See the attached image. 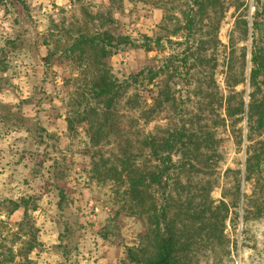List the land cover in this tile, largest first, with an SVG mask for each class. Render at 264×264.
<instances>
[{
	"label": "rangeland",
	"instance_id": "rangeland-1",
	"mask_svg": "<svg viewBox=\"0 0 264 264\" xmlns=\"http://www.w3.org/2000/svg\"><path fill=\"white\" fill-rule=\"evenodd\" d=\"M257 7L264 0L0 4L2 264H135L128 250L154 253L162 210L181 264H264V170H246L264 131L245 142L246 113L232 112L241 102L246 111L252 93ZM102 31L136 45L106 60L128 81L106 121L89 91L96 65L74 45ZM147 69L158 72L152 82ZM151 136L174 144L155 155L142 144ZM164 168V188L148 179L132 187L137 175Z\"/></svg>",
	"mask_w": 264,
	"mask_h": 264
},
{
	"label": "trees",
	"instance_id": "trees-1",
	"mask_svg": "<svg viewBox=\"0 0 264 264\" xmlns=\"http://www.w3.org/2000/svg\"><path fill=\"white\" fill-rule=\"evenodd\" d=\"M5 0H0L2 4ZM23 3V0H16ZM209 1V0H208ZM199 10L203 11L205 9V4L199 3ZM264 16V7H257L255 11V16L251 21V35L253 38L254 34H259L261 42L256 43L253 41L252 48L250 51V70L248 74V85L252 89L250 94V101L246 105V111H244V103L241 102L237 107H235L232 112L237 114H245L246 117V128L248 134L245 136V142H251V133L255 131H264V23L258 21L259 17ZM190 25L192 21L189 20ZM241 25L247 34V22L241 21ZM146 38V37H145ZM146 41H150L146 38ZM145 42L142 47L146 51H151V44ZM156 45H159V40L155 41ZM75 46L83 47L86 46L88 49L87 54L91 55L93 60L91 61L93 65H96L95 72L92 75L89 91L92 95V99L97 100V102L103 106V121H106L111 108L115 105L118 99L122 96V93L126 90L128 81L119 82L111 73L110 67L107 65L106 60L113 54L114 51L118 50L121 46L135 45L132 43L128 36L124 35H112L108 31H102L95 35H81L76 39ZM136 46V45H135ZM88 64V62H87ZM145 74V70L141 69L136 74L130 75V79L136 82L140 76ZM148 75L149 81L152 82L158 76V72L152 69H147L146 76ZM258 95V97H257ZM234 114V113H232ZM230 113V116H232ZM94 117L99 119L97 113H94ZM242 118V117H241ZM103 126V125H102ZM99 133V128L96 127ZM173 137V136H171ZM172 138L164 141H158L155 137H149L145 139L142 144L149 148L155 155L158 152L169 150L172 148L173 144ZM257 149L253 150L252 156L246 159V170L248 171L247 177L251 172L258 170L260 166L264 170V141L257 142ZM252 146V145H251ZM251 148V147H250ZM252 158L254 160L252 161ZM167 175V170L164 168L159 173L149 172L147 175L140 174L137 175L136 180H131V185L134 189L139 187L144 188V179H148L149 184L155 185L156 187H163V177ZM13 205L14 210H17L20 205L14 201H10ZM264 212V197L262 198V205L257 209L258 215H262ZM153 230H152V241L154 253L145 254L143 250H140V254L133 253L128 250V257L131 262L135 264H181V259L179 257L180 243L175 234L173 226L167 220L165 212L162 210L153 218ZM0 264L2 262L0 261Z\"/></svg>",
	"mask_w": 264,
	"mask_h": 264
}]
</instances>
